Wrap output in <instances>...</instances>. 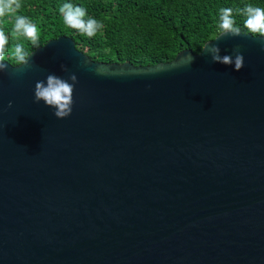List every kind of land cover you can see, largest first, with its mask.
I'll use <instances>...</instances> for the list:
<instances>
[{
	"label": "water",
	"instance_id": "obj_1",
	"mask_svg": "<svg viewBox=\"0 0 264 264\" xmlns=\"http://www.w3.org/2000/svg\"><path fill=\"white\" fill-rule=\"evenodd\" d=\"M215 39L239 71L96 62L69 36L5 61L0 264H264V42ZM48 74L77 77L67 118L34 103Z\"/></svg>",
	"mask_w": 264,
	"mask_h": 264
},
{
	"label": "trees",
	"instance_id": "obj_2",
	"mask_svg": "<svg viewBox=\"0 0 264 264\" xmlns=\"http://www.w3.org/2000/svg\"><path fill=\"white\" fill-rule=\"evenodd\" d=\"M21 3L18 14L28 17L39 31L38 46L25 43L29 55L52 39L69 36L80 51L96 62H130L135 66L168 63L187 49L200 53L207 42L220 34L221 8L231 7L236 26L249 33L244 27V17L236 10L247 4L264 7V0H21ZM64 3L85 8V19H97L103 23V29L89 38L66 27L59 13ZM5 31L9 36L5 61L18 66L10 55L13 44L10 23Z\"/></svg>",
	"mask_w": 264,
	"mask_h": 264
},
{
	"label": "clouds",
	"instance_id": "obj_3",
	"mask_svg": "<svg viewBox=\"0 0 264 264\" xmlns=\"http://www.w3.org/2000/svg\"><path fill=\"white\" fill-rule=\"evenodd\" d=\"M21 7V0H0V73L8 71L9 67V63L5 62L6 55L9 54V36L6 34L5 27L9 23L13 41L10 51L11 58L18 67L30 68L32 66L25 43L30 42L31 45L38 46L39 31L28 17L18 14ZM236 11L244 17V27L249 33L256 34L264 42V7L247 4ZM59 13L62 16L63 24L82 36L94 37L104 27L103 23L93 17L85 19L87 13L81 6L64 3L59 7ZM219 21V37L241 35V29L236 26L231 7L220 9ZM204 53L210 56L213 63L234 65L235 71H239L244 66V56L239 49H233L232 55L222 56L218 45L209 46L207 43L201 51V54ZM194 59L195 57L191 54L185 55L177 66H188ZM63 71L67 72L68 69L63 67ZM76 83L75 74H70L67 80L55 74H48L46 80L37 81L35 84L34 103L43 102L45 106L54 109L53 114L56 118H67L72 113L73 91ZM11 104L12 102L9 101V107Z\"/></svg>",
	"mask_w": 264,
	"mask_h": 264
}]
</instances>
